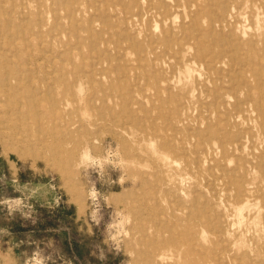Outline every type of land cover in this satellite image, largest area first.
<instances>
[{
    "label": "rangeland",
    "instance_id": "rangeland-1",
    "mask_svg": "<svg viewBox=\"0 0 264 264\" xmlns=\"http://www.w3.org/2000/svg\"><path fill=\"white\" fill-rule=\"evenodd\" d=\"M152 1L0 0V264H179L190 231V264H264V62L254 82L233 42L263 14L230 38ZM232 1L201 4L220 21Z\"/></svg>",
    "mask_w": 264,
    "mask_h": 264
},
{
    "label": "bare ground",
    "instance_id": "bare-ground-1",
    "mask_svg": "<svg viewBox=\"0 0 264 264\" xmlns=\"http://www.w3.org/2000/svg\"><path fill=\"white\" fill-rule=\"evenodd\" d=\"M118 1V0H117ZM171 1V0H170ZM208 1H210V0H208ZM173 2H174V0H173ZM173 2H172V4H173ZM177 2H178V4L176 5V7H182L183 9L185 8V10H187V9H190V10H192V11H194V15H195V17L193 18V27H198L199 25H201V21L204 19L205 20V23H207L208 25H207V27H209L208 28V30H210V28L212 29V28H214L215 26H217V24H219V23H226V25H227V28H228V33L227 34H225V35H227V36H229L230 38L231 37H234V34L236 33V31H235V27L234 26H232V25H230L229 26V17L231 18V19H233L234 17V13H236V12H238V11H240V10H242L245 6L247 7L246 9H250V11L252 12V16L253 17H256V19H257V22H258V20H259V17H260V15H262L263 14V18H264V0H246V1H243V0H233L232 1V5H231V7L229 8V11H227L226 10V12H224L225 11V9L222 7V9H223V12H224V14H223V17H222V19L219 21H215V20H212L211 19V21H210V10L208 9V8H206V7H203V5L201 4V0H177ZM182 2V3H181ZM202 2H203V0H202ZM227 2V1H226ZM163 3H164V0H155V1H152L151 2V4H150V8L151 9H154V10H161V9H164L165 7L163 6ZM217 3V2H216ZM222 3L224 4V2L222 1ZM13 4V3H12ZM114 4V3H113ZM21 5V4H20ZM22 6V5H21ZM20 6V7H21ZM49 6V5H48ZM212 6H213V4H212ZM92 7H95L94 5L92 6ZM120 7H122V6H120ZM221 7V6H220ZM219 7V8H220ZM23 8V7H22ZM123 8V7H122ZM217 10H218V8H216ZM228 9V8H227ZM25 10H26V8H25ZM5 11V10H4ZM12 11V10H11ZM29 11V10H28ZM54 11V10H53ZM57 11V10H56ZM63 11V10H62ZM139 11H140V9H139ZM216 11V10H215ZM221 11V10H220ZM263 11V12H262ZM17 12V11H16ZM71 12V14H72V11H70ZM187 12V11H186ZM185 12V13H186ZM22 13V12H21ZM20 13V14H21ZM63 13H64V11H63ZM20 14H19V17H20ZM23 14V13H22ZM176 14V13H175ZM221 14V13H220ZM40 15V14H39ZM162 15V14H161ZM182 15H183V13H182ZM70 16V15H69ZM165 16V15H164ZM24 17V16H23ZM54 17V16H53ZM169 17V16H168ZM182 17V16H181ZM185 17H187V16H185ZM246 17V16H245ZM25 18V17H24ZM23 18V19H24ZM29 18V17H28ZM28 18H26V19H28ZM262 18V17H261ZM9 19V18H8ZM8 19H5V21H4V24L6 25V26H10L12 23L10 22V21H8ZM161 19V18H160ZM163 19V18H162ZM244 19H246V18H244ZM244 19H243V21H244ZM13 20V19H12ZM90 20V19H89ZM182 20H183V18H182ZM247 20V23H248V19H246ZM51 21V20H50ZM54 21H56V20H54ZM139 21V20H138ZM155 21V20H154ZM246 22V21H245ZM67 23V22H66ZM79 23V22H78ZM172 24V23H171ZM14 25V24H13ZM50 25V24H49ZM78 25V24H77ZM79 25H80V23H79ZM82 25V24H81ZM139 25V24H138ZM161 25V24H160ZM166 25V24H165ZM258 25H259V23H258ZM24 26V25H23ZM155 26H159V24H157V25H155ZM14 27V26H13ZM163 27V26H162ZM170 27V26H169ZM245 26H242V28H244ZM12 28V27H11ZM17 28V27H16ZM24 28V27H23ZM77 28V27H76ZM239 28V27H238ZM258 29H256V33H255V35H253L252 33H249L250 31H252V29L251 30H244L243 31V33H242V35L240 36L241 38V40H242V42L241 43H236V41H233V42H235V45L239 48V49H244V50H246V55H245V59H243L244 60V62L246 63V62H248V66H245L244 65V67L245 68H243V69H245V75L246 74H248V75H250L251 77H252V80L254 81V82H256L258 79V77H260L261 75H262V72H263V70H262V68H261V63L262 62H264V29L262 30L261 28H259V26L257 27ZM13 29V28H12ZM240 29V28H239ZM45 30V29H44ZM121 30V29H120ZM119 30V31H120ZM160 30V29H159ZM198 30V29H197ZM77 31H78V29H77ZM156 31V30H155ZM199 31V30H198ZM16 32H17V29H16ZM19 32V31H18ZM28 32V31H27ZM108 32V31H107ZM238 32V31H237ZM6 33V32H5ZM157 33V32H156ZM191 33V32H190ZM16 34V33H15ZM107 34V33H106ZM240 34V33H239ZM238 34V35H239ZM5 35V34H4ZM12 35H14V34H12ZM31 35V34H30ZM70 35V34H69ZM91 35V34H90ZM198 35V34H197ZM216 35V34H215ZM28 36V35H27ZM122 36V35H121ZM151 36V35H150ZM24 37V36H23ZM51 37H52V34H51ZM109 37H110V35H109ZM112 37H114V36H112ZM111 38V37H110ZM118 38V37H117ZM147 38H148V36H147ZM53 39V38H52ZM29 40V39H28ZM103 40H104V38H103ZM137 40V39H136ZM178 40H180V39H178ZM195 41L196 40V44H197V38H194L193 36H191L190 34H185L184 35V38H183V40L181 41V42H178L177 43V45L176 46H174V45H171V44H169V43H167V46H166V51H167V53L168 54H175V55H179V56H181L184 52H187V47H188V49H192L193 48V46L195 47H197V45H195V44H193V43H191L190 41ZM105 41V40H104ZM3 42V41H2ZM69 42V41H68ZM95 42V41H94ZM99 42V41H98ZM98 42H96V44H98ZM108 42V41H107ZM131 42V41H130ZM43 43V42H42ZM100 43V42H99ZM154 43V42H153ZM130 44V43H129ZM106 45V44H105ZM221 46H222V44H221ZM1 47H2V45H1ZM14 47V46H13ZM137 46H135V48H136ZM176 47L178 48V50H176ZM152 48H154V47H152ZM219 48V47H218ZM223 48V47H222ZM136 49H138V48H136ZM158 49V48H157ZM135 50V49H134ZM229 51H230V48L228 49ZM4 51V50H3ZM7 51H8V49H7ZM86 51V50H85ZM226 51V50H225ZM74 52V51H73ZM232 52H233V50H232ZM98 53V52H97ZM126 53V52H125ZM163 53V52H162ZM166 53V54H167ZM78 54V53H77ZM165 54V55H166ZM244 54V53H243ZM89 55H91V54H89ZM98 55V54H97ZM130 56H131V54H129ZM164 55V56H165ZM207 55V54H206ZM82 56V55H81ZM156 56V55H155ZM163 56V55H162ZM171 57L173 56V55H170ZM235 56V55H234ZM6 59H5V58ZM8 57H9V55H8ZM28 57V56H27ZM80 57V56H79ZM203 57V56H202ZM244 57V56H243ZM242 57V58H243ZM2 59H3V62H4V64L6 65V66H10V67H12V70H13V73H12V75H13V77H12V81H14V82H18L19 83V75H18V71H19V67L18 66H15L14 64L16 63V64H18V60L20 59L19 58V54H18V51H16V50H14V52H13V54L11 55V57H9L8 59H7V55L5 54V56L4 55H2V57H1ZM156 58V57H155ZM169 58V57H168ZM206 58H207V56H206ZM234 59H238V57H233ZM120 59V58H119ZM233 59V60H234ZM133 60V59H132ZM156 60V59H155ZM214 60V59H213ZM235 60V61H236ZM54 61V60H53ZM171 61V60H170ZM175 61V60H174ZM215 61V60H214ZM255 62L254 64H253V67L252 66H250V64H249V62ZM91 63V62H90ZM175 63V62H174ZM106 64V63H105ZM163 64V63H162ZM178 64V63H177ZM239 64V63H238ZM32 65V64H31ZM133 65V64H132ZM81 66V65H80ZM168 66V65H167ZM215 66V65H214ZM84 67V66H83ZM26 68V67H25ZM104 69V68H103ZM185 69V68H184ZM201 69H203V68H201ZM186 70V69H185ZM184 70V71H185ZM238 70V69H237ZM240 70V69H239ZM0 71H2V70H0ZM86 72V71H85ZM167 72V71H166ZM32 73V72H31ZM90 73H91V71H90ZM180 73V72H179ZM191 73H192V71H191ZM72 74V73H71ZM89 74V73H88ZM96 74V73H95ZM106 74V73H105ZM178 74V73H177ZM5 75V74H4ZM90 75V74H89ZM98 75V74H97ZM111 75V74H110ZM176 75V74H175ZM182 75V74H181ZM189 75V74H188ZM200 75V74H199ZM234 76V75H233ZM182 77V76H181ZM105 78V77H104ZM191 78V77H190ZM217 78V77H216ZM232 78H234V77H232ZM242 78V77H241ZM24 79V78H23ZM180 79V82H181V78H179ZM89 80H90V78H89ZM106 80V79H105ZM122 80H123V78H122ZM135 80H137V79H135ZM249 80V79H248ZM11 80L10 81H8V82H5L6 83V86H8V87H11V85L14 83V82H12ZM246 84H248L247 83V81H244ZM110 83V82H109ZM174 83V82H173ZM172 83V84H173ZM140 84H141V82H140ZM189 84V83H188ZM151 85V84H150ZM20 85H18V86H16V89H18V87H19ZM54 86V85H53ZM107 86H109V85H107ZM226 87V86H225ZM262 88V87H261ZM35 89V88H34ZM167 89H168V87H167ZM228 89V88H227ZM253 89V88H252ZM43 90V89H42ZM143 90V89H142ZM144 91V90H143ZM226 91H228V90H226ZM37 92H38V90H37ZM43 92V91H42ZM197 92V91H196ZM168 93H169V91H168ZM179 93V92H178ZM110 95V94H109ZM181 95V94H180ZM215 95V94H214ZM227 95V94H226ZM94 96V95H93ZM104 96H105V94H104ZM169 96V95H168ZM216 96V95H215ZM221 96V95H220ZM227 97V100H226V103H223V107H225L226 105H228L229 106V103L233 100V98L231 97V96H226ZM17 98V97H16ZM219 98V97H218ZM2 99L3 100H6V96H1L0 95V110H2V107H1V102H2ZM151 99H153V98H151ZM162 99V98H161ZM17 99H13V100H11L10 102H9V104L10 105H12V104H16L18 101H16ZM38 100V99H37ZM65 100H66V98H65ZM107 100V99H106ZM212 100V99H211ZM67 101V100H66ZM214 101V100H213ZM216 101V100H215ZM264 101V100H263ZM5 102V101H4ZM51 102V101H50ZM73 102H75V101H73ZM92 102V101H91ZM101 102H102V100H101ZM106 102V101H105ZM114 102V101H113ZM146 102V101H145ZM201 102V101H200ZM208 103H209V101H207ZM221 102V101H220ZM97 103V102H96ZM112 103V102H111ZM188 103V102H187ZM236 103H237V101H236ZM264 103V102H263ZM94 104V103H93ZM102 104V103H101ZM108 104V103H107ZM106 104V105H107ZM171 104V103H170ZM182 104V103H181ZM234 104V103H233ZM91 105V104H90ZM235 105V104H234ZM237 105V104H236ZM102 106V105H101ZM109 106V105H108ZM115 106V105H114ZM143 106V105H142ZM18 108H19V106H18ZM96 108H97V106H96ZM100 108V107H99ZM132 109V108H131ZM130 109V110H131ZM56 110V109H55ZM71 110V109H70ZM121 110V109H120ZM38 111V110H37ZM94 111V110H93ZM132 111V110H131ZM221 111V110H220ZM236 111V110H235ZM2 112H4V111H2ZM254 112V111H253ZM125 113V112H124ZM219 113V112H218ZM201 114V113H200ZM256 114V113H255ZM133 115V114H132ZM228 114L226 113V116H227ZM38 116H39V114H38ZM116 116V115H115ZM124 117H125V114L123 115ZM220 116V115H219ZM40 117H41V115H40ZM100 117H101V115H100ZM41 119V118H40ZM129 119V118H128ZM241 119V118H240ZM74 120V119H73ZM107 120V119H106ZM125 121V120H124ZM77 122H79V121H77ZM154 122V121H153ZM108 123V122H107ZM155 123V122H154ZM15 124H17V123H15ZM41 124V123H40ZM57 124H58V122H57ZM84 124V123H83ZM113 124V123H112ZM130 124V123H129ZM196 124V123H195ZM246 124V123H245ZM9 125V124H8ZM51 125V124H50ZM72 125V124H71ZM65 126V125H64ZM130 126H132L131 124H130ZM142 126V125H141ZM191 126V125H190ZM37 127V126H36ZM82 127V126H81ZM67 128V127H66ZM79 128H80V126H79ZM78 128V129H79ZM142 128V127H141ZM145 128H147V127H145ZM236 128V127H235ZM64 129V128H63ZM191 129V128H190ZM52 131H54V130H52ZM66 132V131H65ZM69 132V131H68ZM220 133V132H219ZM245 133V132H244ZM216 135H218V131L215 133ZM71 135V134H70ZM65 137V136H64ZM63 137V138H64ZM70 137V136H69ZM248 137V136H247ZM46 140V139H45ZM222 140V139H221ZM240 140V139H239ZM238 140V141H239ZM248 140V139H247ZM34 141V140H33ZM64 142V141H63ZM23 143H25V140L23 139ZM173 143V142H172ZM175 143V142H174ZM214 144V143H213ZM172 145V144H171ZM223 145V144H222ZM243 146H244V144H243ZM187 148V147H186ZM248 148V147H247ZM222 149H224V148H222ZM220 150V149H219ZM227 149H225V151H226ZM156 152V151H155ZM157 155V154H156ZM262 156H264V145H262L259 149H256V151L253 153V162H249L251 165H252V168L253 169H257L258 168V163H256V162H254V160L255 159H259V158H262ZM164 157V156H163ZM145 160V159H144ZM250 161H251V159H249ZM170 161V160H169ZM196 162V161H195ZM207 162V161H206ZM237 163V162H236ZM231 164H232V162H231ZM264 164V163H263ZM210 166V165H209ZM261 169V168H260ZM263 172H264V170H263ZM221 178V177H220ZM246 179H248V178H246ZM245 180V179H244ZM221 181V180H220ZM233 181H234V183H238L239 182V178H237V177H235V176H233ZM241 183V181L239 182V184ZM249 187V189L248 190H251L252 188L250 187V186H248ZM206 188V187H205ZM231 189V188H230ZM227 190V189H226ZM241 193V192H240ZM243 194V193H242ZM215 196V195H214ZM205 204V203H204ZM209 206V205H208ZM196 211V210H195ZM159 212V211H158ZM161 212V211H160ZM205 212V211H204ZM189 217V216H188ZM201 217H202V215H201ZM168 219V218H167ZM160 220V219H159ZM192 220V219H191ZM244 220V219H243ZM202 221L203 220H201V223H202ZM226 222V221H225ZM240 222V221H239ZM209 224V223H208ZM209 227H210V225H208ZM234 227V226H233ZM197 229V228H196ZM233 229V228H232ZM188 230V229H187ZM211 231V230H210ZM179 232V231H178ZM204 233V232H203ZM184 235V234H183ZM183 237V236H182ZM187 237H189V240H190V242H191V249H193L194 248V243H192V241L194 240V238H195V232L194 231H190V232H187ZM205 237V236H204ZM180 241V240H179ZM185 241V240H184ZM206 241V240H205ZM183 248V247H182ZM205 248V247H204ZM264 248V247H263ZM191 249H189V251H187L186 253H182V254H180V258L182 259V262L181 263H179V264H190V258H189V255H191L190 254V252H191ZM195 249V248H194ZM203 249V248H202ZM208 250V249H207ZM221 251V250H220ZM228 251V250H227ZM193 253V252H192ZM172 254V253H171ZM194 254V253H193ZM162 256V255H161ZM241 256V255H240ZM166 257V256H165ZM204 259H206V258H204ZM141 261V260H140ZM198 261V260H197Z\"/></svg>",
    "mask_w": 264,
    "mask_h": 264
},
{
    "label": "clouds",
    "instance_id": "clouds-1",
    "mask_svg": "<svg viewBox=\"0 0 264 264\" xmlns=\"http://www.w3.org/2000/svg\"><path fill=\"white\" fill-rule=\"evenodd\" d=\"M82 162H84V161H83V157H82ZM87 162H88V163H92V162H93L92 158L89 157V160H88Z\"/></svg>",
    "mask_w": 264,
    "mask_h": 264
}]
</instances>
